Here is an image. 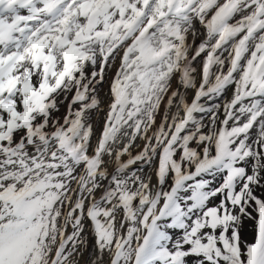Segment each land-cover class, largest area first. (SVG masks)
<instances>
[{
    "label": "snow or ice",
    "instance_id": "snow-or-ice-1",
    "mask_svg": "<svg viewBox=\"0 0 264 264\" xmlns=\"http://www.w3.org/2000/svg\"><path fill=\"white\" fill-rule=\"evenodd\" d=\"M0 264H264V0H0Z\"/></svg>",
    "mask_w": 264,
    "mask_h": 264
},
{
    "label": "bare ground",
    "instance_id": "bare-ground-1",
    "mask_svg": "<svg viewBox=\"0 0 264 264\" xmlns=\"http://www.w3.org/2000/svg\"><path fill=\"white\" fill-rule=\"evenodd\" d=\"M109 75H111V74H109ZM104 91H105V92L107 91V88H106V86H105V89H104Z\"/></svg>",
    "mask_w": 264,
    "mask_h": 264
}]
</instances>
